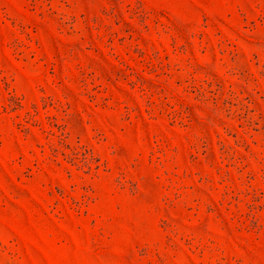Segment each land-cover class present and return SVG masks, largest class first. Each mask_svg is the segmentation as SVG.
I'll return each mask as SVG.
<instances>
[{"label": "rangeland", "instance_id": "374dc122", "mask_svg": "<svg viewBox=\"0 0 264 264\" xmlns=\"http://www.w3.org/2000/svg\"><path fill=\"white\" fill-rule=\"evenodd\" d=\"M0 264H264V0H0Z\"/></svg>", "mask_w": 264, "mask_h": 264}]
</instances>
